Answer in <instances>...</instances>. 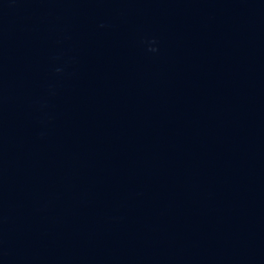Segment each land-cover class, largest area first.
Returning <instances> with one entry per match:
<instances>
[{"label": "water", "instance_id": "95a60500", "mask_svg": "<svg viewBox=\"0 0 264 264\" xmlns=\"http://www.w3.org/2000/svg\"><path fill=\"white\" fill-rule=\"evenodd\" d=\"M0 264H264V0H0Z\"/></svg>", "mask_w": 264, "mask_h": 264}]
</instances>
